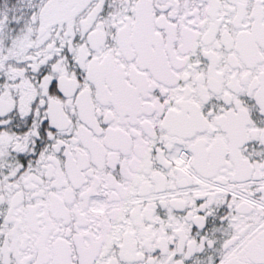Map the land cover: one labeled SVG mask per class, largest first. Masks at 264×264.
Segmentation results:
<instances>
[{
    "label": "snow or ice",
    "instance_id": "1",
    "mask_svg": "<svg viewBox=\"0 0 264 264\" xmlns=\"http://www.w3.org/2000/svg\"><path fill=\"white\" fill-rule=\"evenodd\" d=\"M0 264H264V0H0Z\"/></svg>",
    "mask_w": 264,
    "mask_h": 264
}]
</instances>
